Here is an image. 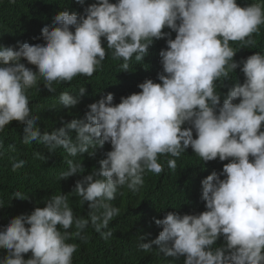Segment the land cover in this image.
Segmentation results:
<instances>
[{"label": "clouds", "instance_id": "clouds-1", "mask_svg": "<svg viewBox=\"0 0 264 264\" xmlns=\"http://www.w3.org/2000/svg\"><path fill=\"white\" fill-rule=\"evenodd\" d=\"M75 2L83 6L86 0ZM261 25L264 5L241 7L237 0H96L81 15L62 11L42 29L46 44L0 46V131L18 121L25 125V144L40 141L50 152L62 148L71 157L111 144L100 169L78 180L72 191L81 204L87 202L91 224L104 239L112 233L101 230L119 215L107 201L124 186L138 191L145 171L161 173L159 156L178 157L191 147L204 163L230 160L222 172L202 180L206 211L168 212L155 220L163 229L158 238L138 247L147 252L156 245L166 257H186L184 264H264V54L236 62L230 47L237 41L255 46L251 37ZM165 28L176 33L174 40ZM102 38L113 59L124 61L122 72L133 56L144 59L154 40L167 38V48L159 53L163 72L157 78L162 83L146 79L138 85L142 91L121 97L118 105L108 93L88 106L84 120L41 134L39 118L30 115L27 90L39 78L54 91L53 82L91 77L106 56ZM238 68L245 80L229 89L221 105L215 82ZM79 94H86V88ZM59 101L66 108L79 103L68 92ZM24 163H13V171ZM66 163L69 170L60 180L83 172L80 163ZM167 164L175 170V160ZM13 195L28 199L20 192ZM88 223L74 217L68 195H54L46 207L17 216L0 230V250L7 251L0 264H72L77 246L66 243L72 235L68 229L75 224L79 237ZM221 237L224 244L213 248ZM29 252L32 258L25 260L23 254Z\"/></svg>", "mask_w": 264, "mask_h": 264}, {"label": "trees", "instance_id": "trees-1", "mask_svg": "<svg viewBox=\"0 0 264 264\" xmlns=\"http://www.w3.org/2000/svg\"><path fill=\"white\" fill-rule=\"evenodd\" d=\"M95 2L96 0H86L85 5L81 6L75 0H0V46L46 44L42 38V29L51 26L57 14L68 11L70 14L81 15L84 14L85 7ZM110 3L115 4L117 0H110ZM237 3L241 7L253 3L264 5V0H237ZM163 31L171 33V39H175L176 33L171 29L165 28ZM251 39L255 40V46L245 47L243 42H230V47L237 53L234 61L246 60L256 52L264 54V25L260 26ZM102 46L106 51L105 59L91 77L77 75L71 82H53L54 91H49L44 86L43 78H39L37 85L27 90L30 115L39 118L37 127L41 134H51L74 119L84 120L89 111L88 106L99 102L108 93L114 95V105H118L121 97L142 91L138 85L146 79L162 83L157 78L163 72L159 53L167 48V38L154 40L144 59L137 61L133 56L128 61L129 69L126 72L121 69L124 61L113 59V50L107 48L104 38ZM22 62L37 71L36 66L28 64L26 60ZM244 80V73L238 68L231 71L227 78L222 77L215 82L216 92L221 94V105L229 89L236 83L242 84ZM81 88H86V94L82 96L79 94ZM63 92H68L79 101L76 107L66 108L60 103L59 96ZM235 103H239V100ZM24 127L20 122L13 121L0 131V230L11 219L22 214L30 215L37 207H46L47 200L52 196L65 194L68 195V204L74 217L89 220L79 237L74 235L77 231L75 224L68 229L72 235L66 243L77 246L72 264H184L186 257H166L156 245L147 252L140 250L138 246L141 242L150 243L158 238L163 229L156 225L155 220L163 219L168 212L196 215L206 211L205 202L201 199L202 180L214 171L222 172L224 165L230 160L220 161L217 158L204 163L191 147L178 157L168 154L159 156L158 163L163 167L161 173L145 171L143 185L138 191L132 192L124 186L118 189L114 200L107 201L119 209V215L109 222L107 229L101 230L112 233L104 239L91 224V210L87 202L81 204L82 198L72 194V191L78 180L100 169L99 162L106 159L107 152L112 151L111 144L107 143L96 151L90 148L89 153L71 157L62 148L50 152L40 141L25 144ZM184 127L190 125L186 124ZM72 136L75 138V133ZM193 138H197L195 129ZM67 159L80 163L84 169L80 174L60 180L61 174L69 170ZM169 159L175 160V170L168 166ZM21 160L25 162L23 167L13 171V163ZM224 178L221 176V179ZM16 192L28 199H15L13 194ZM102 211L103 209L98 210L97 214ZM58 230L64 231L59 226ZM223 244L224 239L221 237L213 248ZM6 255V250H0V258ZM23 258H32V253L23 254Z\"/></svg>", "mask_w": 264, "mask_h": 264}]
</instances>
